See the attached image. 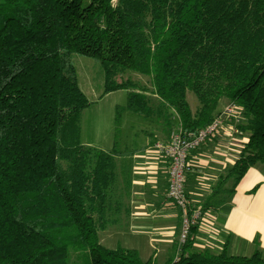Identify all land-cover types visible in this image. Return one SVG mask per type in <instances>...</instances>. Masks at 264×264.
<instances>
[{
  "label": "trees",
  "instance_id": "obj_1",
  "mask_svg": "<svg viewBox=\"0 0 264 264\" xmlns=\"http://www.w3.org/2000/svg\"><path fill=\"white\" fill-rule=\"evenodd\" d=\"M75 55L100 66L102 96L128 91L117 123L128 110L171 135L177 116L182 133L196 134L223 102L242 108L247 142L199 205L218 209L264 164V0H0V264H68L75 254L83 264H155L100 242L124 208L118 158L137 151L83 143L92 103ZM197 229L166 264H264L258 238L250 255L234 254L230 238L215 252L194 246Z\"/></svg>",
  "mask_w": 264,
  "mask_h": 264
},
{
  "label": "crops",
  "instance_id": "obj_2",
  "mask_svg": "<svg viewBox=\"0 0 264 264\" xmlns=\"http://www.w3.org/2000/svg\"><path fill=\"white\" fill-rule=\"evenodd\" d=\"M227 105H223L221 111ZM129 116L133 118V115ZM174 124L179 128L177 116L174 117ZM159 127L156 129L154 126L153 131L144 132L145 137L132 146L128 142L136 134L131 125L125 128L124 146L120 149L137 153L118 158L120 189L126 193L124 208L119 223L100 231L99 238L102 235V245L111 238L121 239L122 247L137 250L144 261L154 257L155 264H166L179 251L181 216L180 210L166 197L168 162L153 149L156 142L170 138L169 132ZM112 129L108 136L98 130L92 131L96 134L85 144L111 150L115 143ZM246 139L247 134L228 138L222 133L190 153L191 172L187 176L186 192L192 205H202L213 193L220 176L240 155ZM228 238L234 254L250 255L256 238L264 250V164L250 168L233 196L220 208L204 211L194 236V246L217 252L222 250Z\"/></svg>",
  "mask_w": 264,
  "mask_h": 264
},
{
  "label": "rangeland",
  "instance_id": "obj_3",
  "mask_svg": "<svg viewBox=\"0 0 264 264\" xmlns=\"http://www.w3.org/2000/svg\"><path fill=\"white\" fill-rule=\"evenodd\" d=\"M74 62L79 75L80 87L92 103L81 114L80 126L83 143L87 142L92 135L96 134V132L92 133V131L98 130L107 135L113 127L112 131L115 133V142H117L119 148H122L124 146L123 139L125 128L128 129L129 125L132 126L136 134V136H134V138L131 137V141L128 142L130 146H132L133 143L135 145L139 144V142L145 137L144 132L152 130L154 126L156 129H160L159 126L153 125L152 122L145 119L143 116L136 115L128 110H123L120 113V118L117 123L115 121L117 115L116 108L124 107L127 104L128 91L121 90L107 95L106 97L102 96L104 76L100 66L90 58L77 55L74 57ZM125 78H131L147 87V89L152 87L150 78L148 77L136 73H128ZM187 98L192 110L196 111L198 102L195 96L189 92ZM118 104L120 105L117 106ZM225 104H227V102H223V105ZM129 115H133V118L130 119ZM177 129V127H174L173 130L175 131ZM159 139L163 140L162 137H159ZM103 245L114 249L118 246H122L123 241L121 239L118 241L117 238H111L108 242L103 243ZM79 256V254L70 256L68 258V264H83L78 259Z\"/></svg>",
  "mask_w": 264,
  "mask_h": 264
},
{
  "label": "built area",
  "instance_id": "obj_4",
  "mask_svg": "<svg viewBox=\"0 0 264 264\" xmlns=\"http://www.w3.org/2000/svg\"><path fill=\"white\" fill-rule=\"evenodd\" d=\"M245 121L242 108L231 103L207 127L196 134H184L178 128L172 132L168 141H158L153 149L167 160L168 190L167 199L180 210L181 228L179 243L185 244L194 227H199L204 211L199 205H192L186 192L187 176L191 172L189 155L224 133L228 138L240 135L239 124ZM247 142V139L245 143Z\"/></svg>",
  "mask_w": 264,
  "mask_h": 264
}]
</instances>
